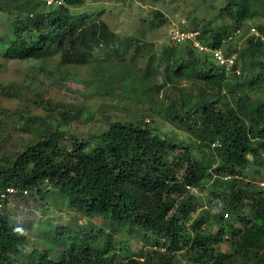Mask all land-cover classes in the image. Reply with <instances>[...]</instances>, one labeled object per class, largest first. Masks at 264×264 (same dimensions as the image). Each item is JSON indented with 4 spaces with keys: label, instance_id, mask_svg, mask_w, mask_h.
I'll use <instances>...</instances> for the list:
<instances>
[{
    "label": "trees",
    "instance_id": "1",
    "mask_svg": "<svg viewBox=\"0 0 264 264\" xmlns=\"http://www.w3.org/2000/svg\"><path fill=\"white\" fill-rule=\"evenodd\" d=\"M9 1L27 3L28 13L13 22V41L1 44L5 58L46 61L53 51H60V63L83 66L96 46L109 44L108 27L97 15L72 14L85 0H61L60 5H48L45 0ZM259 4L264 7V0H227L223 14L234 27L224 25L211 33L203 31L199 37L226 55L237 51L240 75L228 74L210 53L173 43L163 51L167 64L162 85L146 89L137 81H127L132 92L145 97L159 93L175 79L200 85L196 96L189 94L180 105L174 101L159 111L197 138L196 149L140 121H115L88 139L67 136L53 125L45 136L24 143L11 159L9 154L0 159V264H17L12 255L27 246L20 226L13 225L11 214L4 212L7 195L29 193V200L38 207L54 192L68 200L77 215L138 229L146 240L153 239L152 247L158 250L120 257L123 247L99 230L102 235H72L58 261L48 250H34L23 264H177L172 256L184 249L192 264L238 260H242L239 264H264V192H251V183L243 185L240 179L251 164L264 166V103L251 102V95L264 87V44L248 40L237 50L227 40L230 32L247 29L258 19ZM255 27L264 31V22ZM140 51L136 50V57ZM231 87L236 90L229 99L226 89ZM80 114L82 110L67 113V122ZM215 142L218 145L213 147ZM175 149H181L180 153L173 155ZM229 175L233 178L225 180ZM210 181L217 188L229 187L230 196L223 200L217 191L211 192L224 212L210 215L203 211L192 219L203 206L189 187L199 189ZM11 189L16 192L9 193ZM248 198L252 219L241 214ZM225 213L232 219L225 220ZM236 220L244 226L236 227ZM228 235L225 242H229L230 253L217 252L214 245Z\"/></svg>",
    "mask_w": 264,
    "mask_h": 264
},
{
    "label": "rangeland",
    "instance_id": "2",
    "mask_svg": "<svg viewBox=\"0 0 264 264\" xmlns=\"http://www.w3.org/2000/svg\"><path fill=\"white\" fill-rule=\"evenodd\" d=\"M26 4L13 5L9 0H0V8H5V11L0 10V159L7 154L11 159L24 143L45 136L53 125L63 129L67 136L88 139L101 134L108 124L115 121H140L183 146L191 145L196 149L197 138L160 112L174 101L180 105L189 94L196 96L200 85L175 79L159 93L145 97L132 92L126 84L131 79L146 89L163 84L167 64L163 51L166 46H172L169 33L174 29L211 33L224 25L234 27V22H229L223 14L227 0H85V5L73 8L72 14L97 15L100 22L107 25L111 38L108 45L96 46L93 57L83 66L60 63V51H53L46 61L13 60L3 56L1 44L13 41L12 24L27 15ZM256 11L258 19L252 21L255 26L264 22V7L259 4ZM137 49L141 51L136 57ZM242 80L243 85L247 79ZM235 90L233 87L226 89L229 99ZM251 96L253 104L264 103V87ZM151 106L157 112L152 111ZM75 110H82L84 114L67 122V113ZM180 151L175 149L172 153L177 155ZM241 176L243 185L251 183V192H264V187L259 186L264 181V166L261 167L259 162L251 164ZM217 187L210 181L197 189L196 196L203 207L192 219L203 211H209L210 215L216 211L224 212L222 205L216 206L219 199L211 196V192L217 191L222 199L230 196L229 187ZM14 195H7L4 212L11 214V223L20 226L19 231L27 237L25 251H15L12 255L17 264L25 263L34 250H48L50 256L58 261L68 248L72 235H80L81 232L95 234L99 230L112 235L117 247L118 244L123 247L120 257L158 250L152 247L153 239L146 240L138 229L103 218L77 215L69 201L55 192L47 195L45 203L38 207L29 200V193ZM38 200L41 201L40 198ZM246 204L241 214L252 219L251 198ZM224 219H232V216L226 217L225 213ZM233 224L239 228L244 226L241 220ZM211 231L215 233L216 227ZM226 238L229 235L214 245L217 252L230 253ZM160 251L166 253L165 249ZM172 257L177 264H192L185 249Z\"/></svg>",
    "mask_w": 264,
    "mask_h": 264
},
{
    "label": "built area",
    "instance_id": "3",
    "mask_svg": "<svg viewBox=\"0 0 264 264\" xmlns=\"http://www.w3.org/2000/svg\"><path fill=\"white\" fill-rule=\"evenodd\" d=\"M48 5L62 3L61 0H45ZM200 33L192 30H182V29H174L169 37V41L176 45H184L190 44L194 48L198 49L201 52L211 53L213 55V60L215 63L223 67L227 73L235 71L237 74H240V71L235 67H237V54L232 53L230 55H226L224 50L222 49H211L208 45L204 44L199 39ZM252 38L255 42H260L264 44V31H261L257 27L253 25H249L247 27V32L244 29H237L228 37V41L232 43H236L238 46H241L247 39ZM263 185V184H262ZM191 193H197V190L193 187H189ZM13 189L8 192H12Z\"/></svg>",
    "mask_w": 264,
    "mask_h": 264
},
{
    "label": "clouds",
    "instance_id": "4",
    "mask_svg": "<svg viewBox=\"0 0 264 264\" xmlns=\"http://www.w3.org/2000/svg\"><path fill=\"white\" fill-rule=\"evenodd\" d=\"M128 1H132V0H128ZM251 25H253V24H251ZM253 26H255V25H253ZM183 30V29H182ZM192 31H197V30H192ZM244 31L245 32H247V29H244ZM197 32H199V31H197ZM200 33V35H199V37L201 36V32H199ZM233 33V32H232ZM231 33V34H232ZM230 34V35H231ZM169 35H170V33H169ZM228 39V38H227ZM248 40H252L253 41V39L252 38H249V39H247L241 46H238L236 43H232V42H229V43H231L237 50H240L243 46H244V44L248 41ZM170 42V41H169ZM171 43V42H170ZM171 44H173V43H171ZM188 44V43H187ZM205 44V43H204ZM179 46H182V45H179ZM192 46V45H191ZM211 48V47H210ZM212 49V48H211ZM223 50V49H222ZM225 52V51H224ZM206 53V52H205ZM232 53H236L237 54V56H238V52L237 51H233ZM232 53H230V54H232ZM211 54V53H210ZM229 54V55H230ZM237 67H235V70H239L240 71V69H239V67L236 69ZM230 73H232V72H230ZM230 73H228V74H230ZM233 73H236L235 71H233ZM237 74V73H236ZM240 74H241V71H240ZM240 74H237V75H240ZM218 145V143L217 142H215V143H213L212 144V146L213 147H215V146H217ZM262 155V158H263V160H264V153H262L261 154ZM233 178V175H229V176H225L224 177V179L225 180H230V179H232ZM240 179H242V178H240ZM263 184V185H262ZM259 186H261V187H264V181L262 182V183H259ZM193 188H195L196 190L198 189V187H193ZM198 193V192H197ZM197 193H191V194H193V195H196Z\"/></svg>",
    "mask_w": 264,
    "mask_h": 264
}]
</instances>
